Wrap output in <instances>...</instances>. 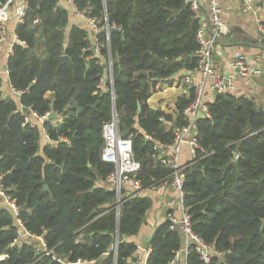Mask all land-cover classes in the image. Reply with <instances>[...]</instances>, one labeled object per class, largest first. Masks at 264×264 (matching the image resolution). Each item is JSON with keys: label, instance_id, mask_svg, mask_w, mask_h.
<instances>
[{"label": "trees", "instance_id": "trees-1", "mask_svg": "<svg viewBox=\"0 0 264 264\" xmlns=\"http://www.w3.org/2000/svg\"><path fill=\"white\" fill-rule=\"evenodd\" d=\"M73 1L86 16L117 31L97 34L99 63L88 31L75 24L66 29L69 15L59 0H28L15 27L23 44L15 42L7 59L18 103L0 95V177L29 238L10 246L17 225L0 199V255H8L0 264H61L51 256L38 259L32 235L69 263L140 264L137 245L128 237L138 234L152 201L147 190L127 198L121 189L119 210L113 208L116 192L105 179L114 165L101 159L102 124L112 119L114 106L118 133L130 136L139 163L134 178L147 189L170 170L146 136L169 144L174 127L188 122L184 108L193 88L177 98L172 114L147 102L162 85L179 82L182 72L196 67L201 20L187 1ZM63 54L69 64L61 63ZM107 64L112 82L105 77ZM19 105L60 118L56 125L43 122L53 144L39 150L40 130L24 121ZM207 108L210 117L201 115L194 123L196 160L184 168L183 204L192 230L221 252L207 264H264V111L251 115L253 102L227 91ZM182 246L181 232L165 219L153 231L145 263L170 264ZM184 264L205 263L191 248Z\"/></svg>", "mask_w": 264, "mask_h": 264}, {"label": "built area", "instance_id": "built-area-1", "mask_svg": "<svg viewBox=\"0 0 264 264\" xmlns=\"http://www.w3.org/2000/svg\"><path fill=\"white\" fill-rule=\"evenodd\" d=\"M66 5H68L73 12V14L82 16L85 18L87 24L90 26L92 33L94 35L93 46H92V56H99L102 63V57L100 55V44L97 40V34L101 30H105L106 33L110 31V27L106 18L102 23L100 19L96 17L86 16L82 11L78 10L73 0H64ZM189 4L193 15L195 18L201 20V10L203 7L206 9V20L203 22L196 31V41L198 43V48L195 51V56L197 59L196 67L194 72H189L183 78V83L189 88H193L194 98L193 100L184 108V113L188 118L186 125L181 127H174V137L172 142L169 144L162 143L156 139L146 136L149 140L153 141V149L159 152V158L164 157L162 162L170 170L169 174L158 182H154L150 187L144 189L141 187L140 181L134 178L135 172L139 169V163L135 160L132 151L131 138L121 137L117 130L116 118L112 116V119L108 122L102 124V137H103V147L101 149V159L105 162H110L114 165V170L110 172L105 179V182L115 190L116 195L119 194V199L115 200L113 208L117 211L120 206V191L125 189L127 191V198L136 197L141 195L144 191H154L156 193H165L167 189L174 191L175 198L170 199L168 202L169 212L166 214V220L169 222L171 229L179 230L183 236V246L175 252L173 259L170 264H177L178 262L185 263L187 256L189 255L190 249L194 248L198 253L200 260L205 264L209 263L212 257L221 256V252L215 250L211 245L205 243L198 235H196L190 224V216L187 213L186 208L183 204V185H184V168L188 165H179V154L180 149L183 144H187L191 150V163L195 159V151L199 149L195 133L193 132L194 123L196 119L203 115L209 118V111L207 106L202 101L203 92L206 87L214 94H221L224 92H231L235 80L237 78H246L253 74H257L260 70L256 65L248 64L246 56H244L240 51H235L233 53L232 60L230 62V70L227 73H218L213 65V54L215 49V44L218 37L225 34V27L221 19V7L219 0H186ZM244 3V9L250 10L254 7L256 0H242ZM16 0H0V44L5 40L7 35L6 23L10 18H15L16 23H21L25 15L26 8L28 6V0H21L15 7L12 5ZM259 10L264 13V0L260 1ZM258 31L260 35L264 38V22L262 20L258 21ZM15 42L18 44H23L22 41L18 40L17 36L14 35ZM14 42V43H15ZM12 49L8 51V55L11 53ZM109 82H112L110 77V66L106 67ZM194 74V76H193ZM105 77L100 78V83L105 82ZM197 79V80H196ZM14 90V89H13ZM15 91V90H14ZM19 96L20 92L15 91ZM20 113L24 116V121L31 126L33 124L30 122V117L37 119L39 122L52 121L53 119H48V115L52 112H48L43 116H38L31 110L23 111L19 108ZM27 112V113H26ZM54 114V113H53ZM160 121L165 122L163 117L159 118ZM52 124L56 125L57 121L53 120ZM45 137L47 140L48 136L45 132ZM208 154V153H206ZM234 158H238V154H234ZM0 198L3 203L6 204L13 216L15 217L16 238L12 241L10 246L17 244L21 237H28L29 235L24 228V225L19 218V207L15 201L6 194L2 189L1 177H0ZM31 238H37L38 243V259L43 256H51L52 259L56 260L61 264H88L93 263L82 259H76L75 262L69 263L66 259L59 258L54 254L52 249H47L42 238L39 236L32 235ZM76 241H79V237ZM117 246L114 247V251ZM150 248L145 254L144 258L146 260ZM7 254L0 255V261L7 258ZM145 260L143 264L145 263Z\"/></svg>", "mask_w": 264, "mask_h": 264}, {"label": "crops", "instance_id": "crops-1", "mask_svg": "<svg viewBox=\"0 0 264 264\" xmlns=\"http://www.w3.org/2000/svg\"><path fill=\"white\" fill-rule=\"evenodd\" d=\"M20 1L21 0H16L11 9L13 10L15 5ZM260 1L261 0H256L252 9L245 10L242 0H219L221 7V19L225 27V34L218 37L213 54L214 68L221 74L227 73L230 70V62L235 51H240L244 56H246L248 64L259 67L260 71L257 74H253L246 78H237L231 91V93L235 96H243L251 100L254 104V111L257 109H262L264 111V38L260 35L257 28L259 20L264 22V13L259 10ZM59 3L68 11L69 22L66 29L68 30V28L74 24L84 27L88 31V38L93 46L94 35L85 18L73 14L70 7L66 5L64 0H59ZM201 16L202 24L203 22L205 23L206 20L205 7L201 10ZM16 25L17 23L15 18H10L8 20L6 23L7 35L5 40L0 44V95L2 99H12L18 103L19 96L11 87L12 84L10 83L7 69V59L9 56L8 51L12 49L15 42L14 35ZM188 74H182L183 78ZM183 78L179 82H173L171 85L164 84L162 85L160 91L152 93L147 100L149 106L167 114H172L175 111V102L177 98L189 89V87H186L183 83ZM51 94V92L46 93V97H50ZM215 96L216 95H214L206 87L203 92L202 101L207 106V104L211 102ZM20 107L21 105H19V108ZM53 120L57 121L59 124L60 118L58 116H54ZM30 122L33 125H36L40 130L39 150L47 144H53L51 141L46 139L45 129L43 128L42 122H39L37 119L31 117ZM164 124L166 126L174 125L173 122L170 124L166 121ZM191 157L192 154L190 147L187 144H183L179 154V165H185L190 161ZM146 194L151 198V207L146 212L145 220L138 234L136 236L128 237V240L133 241L137 245L135 257L139 258L140 264H143L145 260L144 256L149 249L148 243L154 229L158 224L165 221L166 214L169 210V200L175 198L176 196L174 191L169 189H167V191L163 194L156 193L151 190L146 191ZM2 206L6 207L3 204V200ZM27 239L28 237H21L19 242L27 241ZM31 239L32 240L30 241L32 244L37 243V248L40 241H38L37 238Z\"/></svg>", "mask_w": 264, "mask_h": 264}, {"label": "water", "instance_id": "water-1", "mask_svg": "<svg viewBox=\"0 0 264 264\" xmlns=\"http://www.w3.org/2000/svg\"><path fill=\"white\" fill-rule=\"evenodd\" d=\"M112 31H117V29L113 28ZM60 59H61V63H70V61L66 55H62ZM186 73L188 74L189 72H182L183 75H185ZM110 77H111V73H110ZM137 109L139 110V105L137 106ZM112 111H113V116L116 118L114 106L112 108ZM253 113H254V110H251V115H253ZM54 116L55 115L53 113H50L47 118L53 119ZM44 189H47V186H44ZM118 199H119V194L116 195V200H118ZM93 212H94V210H93Z\"/></svg>", "mask_w": 264, "mask_h": 264}, {"label": "rangeland", "instance_id": "rangeland-1", "mask_svg": "<svg viewBox=\"0 0 264 264\" xmlns=\"http://www.w3.org/2000/svg\"><path fill=\"white\" fill-rule=\"evenodd\" d=\"M2 203V202H1ZM4 204V203H3ZM6 206V204H4Z\"/></svg>", "mask_w": 264, "mask_h": 264}]
</instances>
